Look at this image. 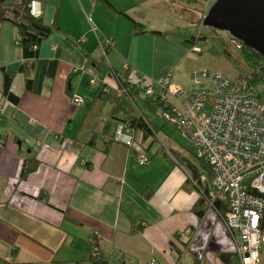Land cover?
Returning a JSON list of instances; mask_svg holds the SVG:
<instances>
[{
	"label": "crops",
	"instance_id": "crops-1",
	"mask_svg": "<svg viewBox=\"0 0 264 264\" xmlns=\"http://www.w3.org/2000/svg\"><path fill=\"white\" fill-rule=\"evenodd\" d=\"M38 1L44 21L61 32L40 44L31 91L20 71L16 29L0 23V65L14 72L10 90L19 98L13 105L2 94L0 72V264H223L218 256L235 254L234 242L214 209L203 216L192 210L200 192L179 163L182 153L154 145L143 165L121 142L103 152L72 141L100 82L116 83L114 72H136L152 85L170 72L186 88L192 72L180 40L147 24L133 0L118 9L124 14L100 1ZM172 5L149 7L192 21L203 17L183 0ZM132 20L146 33L134 35ZM107 41L112 45L104 47ZM28 160L38 164L22 179ZM181 241L189 242L187 250Z\"/></svg>",
	"mask_w": 264,
	"mask_h": 264
},
{
	"label": "trees",
	"instance_id": "trees-1",
	"mask_svg": "<svg viewBox=\"0 0 264 264\" xmlns=\"http://www.w3.org/2000/svg\"><path fill=\"white\" fill-rule=\"evenodd\" d=\"M32 1L39 2L42 6L41 14L38 16L30 14V3ZM96 1H100L116 13L124 14L123 10H117L110 0H91V2ZM43 7L44 6L41 4V1L38 0H12V2L0 0V23L3 21H9L16 29V45L21 51L22 58L20 71L24 75L25 86L28 91H31L32 89L34 70L39 57L40 44L53 34L61 32L55 25H53V23L48 24L44 21L42 17ZM202 18L204 20V17ZM132 22L134 35L146 33L143 25L133 20ZM197 39H201V35H199ZM63 40L69 41L74 45H77V43H75L76 40L79 41V39H72L66 34L64 35ZM229 43L234 50H239L238 52L241 53V58L243 59L247 69L251 71V77L245 79L246 81L243 80V78H241L240 81H232L220 74L211 75L207 70H201L200 73L195 71L190 75V83L198 84L199 87H192L188 90L187 87L182 88L175 85L172 81L170 72L164 74L159 80L154 82L153 85L146 77L140 76L136 74V72V79H139L140 81V83L138 82L137 84L129 82L128 79L130 72L125 71V73L122 74L114 72L113 76L116 78V83L111 84L107 81L106 83L105 81L100 82L94 99L90 100L91 102L89 103L84 123L72 139L73 143L77 144L79 147L90 146L100 148L103 152H107L109 146L113 142H121L131 148H134L135 145H140L149 161L151 157L150 149L154 146L157 139L156 128L159 126L156 127L154 125L148 111L150 113L157 114L165 124L173 126L175 130L181 133L176 124L168 122L165 118V114L170 113V108L164 106V102L162 101L167 97L170 99L171 105H175L176 103L179 105L184 102L193 89H212L215 84L214 81L220 77V80H225L229 84L237 85L244 92H251L257 95V98L260 101L259 94L252 91L251 83H254L257 79H264V56L245 46L231 35H229ZM103 44L105 47L112 45V42L107 41L103 42ZM189 44L192 45L193 41L190 40ZM80 48L81 47L79 46V49ZM80 50H82V48ZM227 50L230 49L227 48ZM227 53L230 54V51H227ZM0 72L3 78L1 90L2 94L9 102L16 105L19 98L10 90L14 79V72L7 70L2 65H0ZM163 79H167L170 86L181 89L183 92L182 96L174 98L170 96V86H168L167 89H164L161 85V81ZM140 99H142L141 105L139 103ZM260 103L262 102L260 101ZM157 107L162 108V113H157ZM181 135L183 136L182 133ZM183 137L186 138L185 136ZM123 138L129 139L130 144L127 145ZM145 140L149 141L145 143ZM100 141H102V144L100 145L102 147H97V143ZM162 150H166L165 152H167V149L164 147H162ZM198 159H200L203 169L206 170L207 175L203 174L187 157H184V161L179 162L181 165L186 167V171L188 170L187 172L189 173L191 182L193 183H191L192 188L195 189V187H197L200 192V198L194 204L192 210L203 216L207 209L212 208L224 221L228 214L227 202L224 198L219 196L211 200L209 193L212 189L213 172L203 157L200 156ZM37 164L38 163L33 160L25 161L21 171L22 179L32 172L37 167ZM202 176L206 177L205 181H201ZM258 196L263 201V208L260 213L258 229L259 232L264 235V194H260ZM180 243L184 250H187L189 242L181 241ZM175 250L179 258H181L183 252L177 248H175ZM218 257L223 264H241L235 254L224 253L219 254ZM201 263L202 261L195 260L193 264Z\"/></svg>",
	"mask_w": 264,
	"mask_h": 264
},
{
	"label": "built area",
	"instance_id": "built-area-1",
	"mask_svg": "<svg viewBox=\"0 0 264 264\" xmlns=\"http://www.w3.org/2000/svg\"><path fill=\"white\" fill-rule=\"evenodd\" d=\"M30 14H41L39 2L30 3ZM136 78L135 72H131L128 80L140 83ZM214 83L212 89H193L177 106L171 105L168 97L164 99V106L170 108L165 118L178 126L211 168L209 197L213 200L219 196L227 202L224 224L240 263L258 264L264 245V235L258 229L263 208L258 195L264 194V105L257 95L220 77ZM161 85L164 89L170 86L167 79ZM169 92L173 98L183 93L174 86L169 87ZM123 140L130 144L129 139ZM134 149L140 164H147L148 157L140 145ZM205 179L202 177L201 181Z\"/></svg>",
	"mask_w": 264,
	"mask_h": 264
},
{
	"label": "rangeland",
	"instance_id": "rangeland-1",
	"mask_svg": "<svg viewBox=\"0 0 264 264\" xmlns=\"http://www.w3.org/2000/svg\"><path fill=\"white\" fill-rule=\"evenodd\" d=\"M110 1L117 10L132 5L129 3L131 0ZM176 1L178 0H133V3L136 4L135 8L144 14L147 24L151 26L160 25L163 27L164 37L172 42H178L180 40L178 42V48L183 51L185 57L188 56L186 59V66L190 73L195 71L200 73L201 70H207L211 75L220 74L232 81H240L241 78H243V80L250 78L251 71L247 69L241 58V53L238 52L239 50H234L230 45L228 32L204 25L203 21H201L203 18L201 19L199 16L195 17L194 21H192L182 15L179 18L173 9L168 12H161V10L157 8L149 7L150 4H160L173 8L172 4ZM183 1L187 3L188 10L199 11L204 17L207 14L206 8L209 9L210 7L208 6L209 2H214L215 0ZM200 7H203V9L200 10ZM199 35H201V39H197ZM190 40H195L194 51H192V45L189 44ZM227 48L230 50H227ZM227 51H230V54H228ZM251 85L252 91L259 94L260 101L264 104V79H257L254 83H251ZM192 87L195 88L199 86L198 84L188 83V90ZM141 101L142 99L139 100L140 105ZM175 105H177V103ZM148 113L154 125L156 127L159 126L156 128L157 139L154 144L155 147H165L168 150L182 153L194 163L203 174L207 175L200 159H198L200 156L197 147L187 138H184L173 126L165 124L157 114L150 113L149 111ZM157 113H162L161 107H157Z\"/></svg>",
	"mask_w": 264,
	"mask_h": 264
},
{
	"label": "water",
	"instance_id": "water-1",
	"mask_svg": "<svg viewBox=\"0 0 264 264\" xmlns=\"http://www.w3.org/2000/svg\"><path fill=\"white\" fill-rule=\"evenodd\" d=\"M203 24L228 32L264 56V0H216Z\"/></svg>",
	"mask_w": 264,
	"mask_h": 264
},
{
	"label": "clouds",
	"instance_id": "clouds-1",
	"mask_svg": "<svg viewBox=\"0 0 264 264\" xmlns=\"http://www.w3.org/2000/svg\"><path fill=\"white\" fill-rule=\"evenodd\" d=\"M202 177H205V176H202ZM206 178V177H205ZM260 259V258H259ZM259 263V262H258Z\"/></svg>",
	"mask_w": 264,
	"mask_h": 264
}]
</instances>
